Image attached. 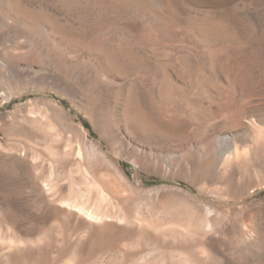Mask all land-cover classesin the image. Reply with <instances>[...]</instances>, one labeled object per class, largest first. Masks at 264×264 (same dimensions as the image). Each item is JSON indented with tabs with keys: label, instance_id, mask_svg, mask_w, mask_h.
<instances>
[{
	"label": "rangeland",
	"instance_id": "obj_1",
	"mask_svg": "<svg viewBox=\"0 0 264 264\" xmlns=\"http://www.w3.org/2000/svg\"><path fill=\"white\" fill-rule=\"evenodd\" d=\"M160 91L175 110L235 91L242 110L264 124V0H0V264H10L1 250L12 241L33 247L36 264H74L82 255L89 264V248L101 241L88 234L89 208L117 213L173 195L230 209L216 253L226 264H257L232 252L245 225L264 236L263 186L229 202L231 211L203 189L219 195L229 186L212 158L179 169L149 162L151 150L177 151L172 126L150 109L143 118L154 133L137 121L138 95L156 110ZM92 180L114 198L98 199ZM137 240L117 236L111 246L131 249Z\"/></svg>",
	"mask_w": 264,
	"mask_h": 264
},
{
	"label": "bare ground",
	"instance_id": "obj_2",
	"mask_svg": "<svg viewBox=\"0 0 264 264\" xmlns=\"http://www.w3.org/2000/svg\"><path fill=\"white\" fill-rule=\"evenodd\" d=\"M193 1L202 3L204 0ZM196 68L201 70L200 59L196 61ZM172 78H170L171 86L179 88V84ZM170 81H168L169 84ZM181 81L188 85V80L182 79ZM226 83L232 90L236 86L235 79L230 77ZM235 91L228 94L219 93L216 96L209 94L206 105L197 103V105L179 110L165 106L167 94L163 91L158 92L159 95L155 97L158 99L157 102L161 103V105L158 104L156 110H153L152 106L148 108L146 105L147 96L143 92L138 95L136 101L140 131L146 134L156 131L147 124L146 117L143 118L146 110L150 109V114L157 116V119L164 124L166 122L172 126L170 134L173 139H170L177 143V151L151 150L149 162H156V165L165 166L167 169H179L185 162L188 163L187 160L203 158V156L212 158L215 169L228 176L229 186L224 193H219V195L208 187H203V189L208 194L224 197L228 201L227 205H230L229 202L232 201L240 203L249 198L252 190L256 187H264V124L259 119H253L248 110H242ZM203 95L206 97L205 93ZM212 99L217 101L216 104L210 101ZM49 127L51 126L49 125ZM94 150L99 152L97 149ZM93 183L92 180L91 187L94 186L95 183ZM99 183L94 186L98 199L111 201L114 198L111 190L99 186ZM168 202L165 205H160L157 200L132 204V206H128L130 205L128 204V208H124L125 210H123L124 206L120 210L121 206L118 208L112 202L114 205H112V209L116 206L115 209L120 210L117 213L102 210L97 204L89 208L88 234H91L92 237V234L96 235L98 237L96 241L101 240L98 244L94 239L91 249L89 248V252L93 254L89 264H226L225 258L216 253L214 246L224 224L231 219L230 209L226 214L221 213L212 205H207L203 209V206L201 207L195 202H181L175 195ZM229 208L232 211L231 205ZM82 217L85 219L84 216ZM115 229L116 232H114ZM254 234L252 226L245 225L239 239L234 242L236 244L232 256L238 253L245 262L253 258L255 263L264 264V236L258 237ZM117 236L132 240L137 238L139 244L131 249H122L120 245L119 248L112 247L111 242ZM106 240L107 242H105ZM20 244L12 241L8 246L3 247L1 257L7 259L10 264H36L32 254L35 252L34 248L25 247L24 243V246ZM113 245L115 246V244ZM75 250L78 251L77 248ZM82 256L81 259L78 256L74 264H84Z\"/></svg>",
	"mask_w": 264,
	"mask_h": 264
}]
</instances>
